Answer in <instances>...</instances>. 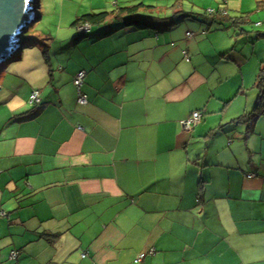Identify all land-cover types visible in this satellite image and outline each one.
Returning <instances> with one entry per match:
<instances>
[{"label":"crops","instance_id":"obj_1","mask_svg":"<svg viewBox=\"0 0 264 264\" xmlns=\"http://www.w3.org/2000/svg\"><path fill=\"white\" fill-rule=\"evenodd\" d=\"M65 1L41 19L69 18L70 37L48 39L44 69L21 56L27 103L0 132V264H264V106L250 133L234 121L264 53L161 28L74 38L77 17L119 0Z\"/></svg>","mask_w":264,"mask_h":264},{"label":"rangeland","instance_id":"obj_2","mask_svg":"<svg viewBox=\"0 0 264 264\" xmlns=\"http://www.w3.org/2000/svg\"><path fill=\"white\" fill-rule=\"evenodd\" d=\"M51 1L53 0H44L43 6H40L39 0H36L37 13L41 15L46 7H51L54 4ZM141 1L154 6L157 5L158 10L155 14L160 17L172 15L173 12L177 11L181 14L190 15L182 19L178 25L170 27L167 32H164L172 38L180 36L181 38H222V46H226V49L230 50L234 47L235 50L248 53L249 56L253 52L257 56L264 53V37L258 36L259 33H264V9L257 8V3L261 2L264 5V0H165L168 3L167 6H169L167 9L163 6L161 0H159L160 3H156L157 1L154 0H134L133 3L137 4ZM70 2L65 1L63 4H66L67 7L70 4L76 7L74 9L80 11L88 4L87 0H71ZM66 9H63L64 12L67 11ZM212 11L214 15L218 11L221 14L226 11L227 17L222 19L224 26L217 23V20H211L212 17L209 14ZM234 17L244 18L246 23L234 29L230 23ZM50 18L46 16L44 19L42 18L38 22L29 25L21 37L23 49L11 56L7 62L0 64V86L3 88L0 92V132L6 123L14 119L11 110L18 106H26L27 103L23 94L28 87V83L21 80L20 73L21 64L27 57L21 60V56L23 54L29 56L28 66L34 68V71L44 69L46 66L43 63L45 60V46L50 44L48 39L70 37L67 32V25L71 22L69 18L65 17L61 25ZM163 23L165 22L163 21ZM231 51L228 52L231 53ZM37 58L40 65H37ZM186 61H189V59ZM262 61H264V58H262ZM33 88H35L34 84L31 89ZM248 92L255 101L254 97L257 95V90L249 88ZM0 215L4 216V213Z\"/></svg>","mask_w":264,"mask_h":264},{"label":"trees","instance_id":"obj_3","mask_svg":"<svg viewBox=\"0 0 264 264\" xmlns=\"http://www.w3.org/2000/svg\"><path fill=\"white\" fill-rule=\"evenodd\" d=\"M115 5L116 7L110 11L91 12L77 17L73 22V26L77 30V35L74 38L88 37L92 27L98 25L99 26L106 25L110 29L114 28L115 26L134 27L139 30L159 29V28L169 29L170 27H174L178 25V23L182 19L186 18L187 16H190L188 14H181L180 12L178 13L177 11V12H173L172 15H170L167 18H159V16L154 15L152 12V9L154 7L147 6L142 1L137 4L136 3L130 4L129 2L120 3L119 1H116ZM260 9H264L263 3H261ZM209 15L212 17L211 20H217V23L221 24L222 26L225 25L223 24L224 21L222 19L227 17L226 11H224L222 14L220 11H218L216 15H214V12L212 11L210 12ZM217 16L219 17L216 19ZM163 21L165 23H163ZM230 23L231 26H233L235 29L239 25L245 24L246 19L234 17L230 21ZM84 27H88L89 31L84 32L80 30V28H84ZM258 36L264 37V33H259ZM21 42L23 43V40ZM254 88L257 90L258 94H257L256 103L252 111L245 115H242L239 119L234 120L238 124L245 125L247 127L246 130L249 133L252 131L253 122L258 115L256 111L259 110V108H262V106H264V61L260 63V68L256 76ZM250 175H254V174H250ZM12 253H16L15 257L17 256V252H12ZM10 257L13 259L15 258L12 257L11 255Z\"/></svg>","mask_w":264,"mask_h":264},{"label":"water","instance_id":"obj_4","mask_svg":"<svg viewBox=\"0 0 264 264\" xmlns=\"http://www.w3.org/2000/svg\"><path fill=\"white\" fill-rule=\"evenodd\" d=\"M35 3L36 0H0V64L22 50L23 33L41 19Z\"/></svg>","mask_w":264,"mask_h":264},{"label":"built area","instance_id":"obj_5","mask_svg":"<svg viewBox=\"0 0 264 264\" xmlns=\"http://www.w3.org/2000/svg\"><path fill=\"white\" fill-rule=\"evenodd\" d=\"M80 30L84 31V32H88L89 28L88 27H84V28H80ZM188 60V59H186ZM86 74L84 71H79L74 79H73V84L75 86L76 91L78 92V102L82 105L86 104V97L85 95L81 92V88L83 86L84 83V78H85ZM30 103H33L35 105H38L40 103V98H39V93L38 91L34 90L31 93L30 96ZM202 114L199 111H195L191 114V116L180 122L181 127L183 130L186 131H190L201 119ZM254 175H248L249 178L253 177ZM16 253H12L11 256L15 257ZM143 254H141L137 259L136 262H139L142 258H143Z\"/></svg>","mask_w":264,"mask_h":264},{"label":"bare ground","instance_id":"obj_6","mask_svg":"<svg viewBox=\"0 0 264 264\" xmlns=\"http://www.w3.org/2000/svg\"><path fill=\"white\" fill-rule=\"evenodd\" d=\"M21 46H22V44H21ZM22 49H23V47H22Z\"/></svg>","mask_w":264,"mask_h":264}]
</instances>
